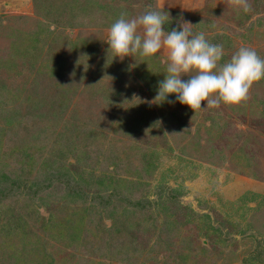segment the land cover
Segmentation results:
<instances>
[{
  "label": "rangeland",
  "instance_id": "obj_1",
  "mask_svg": "<svg viewBox=\"0 0 264 264\" xmlns=\"http://www.w3.org/2000/svg\"><path fill=\"white\" fill-rule=\"evenodd\" d=\"M247 2L0 0V264H264V79L238 104L157 105L167 50L106 41L163 10L220 64L264 58V0Z\"/></svg>",
  "mask_w": 264,
  "mask_h": 264
},
{
  "label": "clouds",
  "instance_id": "obj_2",
  "mask_svg": "<svg viewBox=\"0 0 264 264\" xmlns=\"http://www.w3.org/2000/svg\"><path fill=\"white\" fill-rule=\"evenodd\" d=\"M243 12L250 10L247 0H236ZM168 13L146 10L136 18L121 14L110 26L109 51L115 57H155L162 48L167 50L165 77L157 82L152 101L179 102L194 111L219 108L223 104H238L247 99L254 82L264 79V58L251 48L241 47L230 60L223 59V46L211 44L204 33H193L191 23H180L165 31ZM142 30V34H141ZM163 62V61H162ZM188 75L189 79H182ZM175 94L174 99L170 96Z\"/></svg>",
  "mask_w": 264,
  "mask_h": 264
},
{
  "label": "trees",
  "instance_id": "obj_3",
  "mask_svg": "<svg viewBox=\"0 0 264 264\" xmlns=\"http://www.w3.org/2000/svg\"><path fill=\"white\" fill-rule=\"evenodd\" d=\"M91 4H94V3L92 2ZM148 59H149V58H148ZM158 63H161V62L159 61ZM79 216H81V215H79ZM79 216L77 217V220H76V222H79L78 225L80 224V221H81V220H84V218H85V216L83 215V216L80 217L81 220L79 221V219H78ZM69 222H72V220L69 219ZM73 225H74V228H75V232L78 234V233L80 232V231H79L80 227L76 226L75 223H74ZM78 236H79V234H78ZM73 237L76 238L75 235H73Z\"/></svg>",
  "mask_w": 264,
  "mask_h": 264
}]
</instances>
